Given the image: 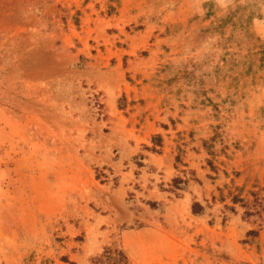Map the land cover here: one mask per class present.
Returning a JSON list of instances; mask_svg holds the SVG:
<instances>
[{"label": "rangeland", "instance_id": "374dc122", "mask_svg": "<svg viewBox=\"0 0 264 264\" xmlns=\"http://www.w3.org/2000/svg\"><path fill=\"white\" fill-rule=\"evenodd\" d=\"M106 248L264 264V0H0V264Z\"/></svg>", "mask_w": 264, "mask_h": 264}, {"label": "trees", "instance_id": "16d2710c", "mask_svg": "<svg viewBox=\"0 0 264 264\" xmlns=\"http://www.w3.org/2000/svg\"><path fill=\"white\" fill-rule=\"evenodd\" d=\"M202 211L198 204L192 205V213L199 214ZM93 264H130L127 256L117 248H106L93 260Z\"/></svg>", "mask_w": 264, "mask_h": 264}]
</instances>
